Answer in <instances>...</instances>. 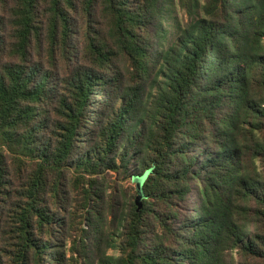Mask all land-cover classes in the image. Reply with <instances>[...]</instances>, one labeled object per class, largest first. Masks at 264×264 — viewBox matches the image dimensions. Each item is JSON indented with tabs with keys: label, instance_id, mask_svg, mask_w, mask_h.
<instances>
[{
	"label": "trees",
	"instance_id": "obj_1",
	"mask_svg": "<svg viewBox=\"0 0 264 264\" xmlns=\"http://www.w3.org/2000/svg\"><path fill=\"white\" fill-rule=\"evenodd\" d=\"M69 245L264 264V0H0V264Z\"/></svg>",
	"mask_w": 264,
	"mask_h": 264
},
{
	"label": "rangeland",
	"instance_id": "obj_2",
	"mask_svg": "<svg viewBox=\"0 0 264 264\" xmlns=\"http://www.w3.org/2000/svg\"><path fill=\"white\" fill-rule=\"evenodd\" d=\"M177 13H178V16H179L180 20H187V19H188L187 16L185 15V13H184L180 8L177 9ZM76 53H77V55L82 54V46H81V45H77V46H76ZM125 185H126V187H134V188H136V184H134V183H132V182H127V183H125ZM74 212H75V211H74ZM77 224L79 225V224H80V221H78ZM64 253L67 254V259H68L69 261H71L70 264H85L84 260H81V259L79 258V256H78L77 254H75V253L71 250V245L67 246V247L64 249ZM73 253H74L76 259L78 260L77 262H75V261H74L75 259L73 260V258H72ZM110 254H111V255H118L119 252H112V251H111ZM236 258L238 259V256H236ZM45 262H46V264H47V263H48V259H46Z\"/></svg>",
	"mask_w": 264,
	"mask_h": 264
},
{
	"label": "water",
	"instance_id": "obj_3",
	"mask_svg": "<svg viewBox=\"0 0 264 264\" xmlns=\"http://www.w3.org/2000/svg\"><path fill=\"white\" fill-rule=\"evenodd\" d=\"M151 171H148L144 174V176L138 178L136 180V184H137V190H138V193H139V196H138V199H137V203L139 205V207H141V201L143 199V186L148 178V176L150 175Z\"/></svg>",
	"mask_w": 264,
	"mask_h": 264
}]
</instances>
